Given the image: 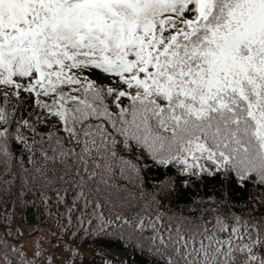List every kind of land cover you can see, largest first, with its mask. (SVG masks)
<instances>
[{"label": "snow or ice", "instance_id": "snow-or-ice-1", "mask_svg": "<svg viewBox=\"0 0 264 264\" xmlns=\"http://www.w3.org/2000/svg\"><path fill=\"white\" fill-rule=\"evenodd\" d=\"M0 264H264V0H0Z\"/></svg>", "mask_w": 264, "mask_h": 264}]
</instances>
